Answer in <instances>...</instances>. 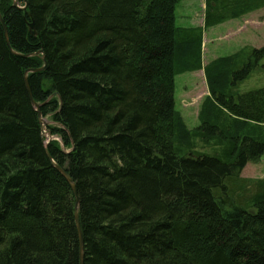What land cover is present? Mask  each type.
<instances>
[{"label": "trees", "instance_id": "16d2710c", "mask_svg": "<svg viewBox=\"0 0 264 264\" xmlns=\"http://www.w3.org/2000/svg\"><path fill=\"white\" fill-rule=\"evenodd\" d=\"M181 1L0 0V264H80L76 196L47 152L77 185L85 264H264V178L242 176L264 156V87L240 90L264 47L203 65ZM206 4L209 28L264 0ZM43 56L28 79L48 145L25 82ZM198 70L189 129L175 79Z\"/></svg>", "mask_w": 264, "mask_h": 264}, {"label": "rangeland", "instance_id": "374dc122", "mask_svg": "<svg viewBox=\"0 0 264 264\" xmlns=\"http://www.w3.org/2000/svg\"><path fill=\"white\" fill-rule=\"evenodd\" d=\"M206 10V0H182L176 10L178 26L203 28V65L241 50L264 47V6L209 28L204 27ZM262 87L264 69L260 67L240 84L241 91ZM207 94L208 85L203 70L176 76L175 106L189 129L199 125L198 114ZM44 121L46 145L52 140L61 142L59 136L48 131V127L54 125L51 117H44ZM197 149L205 151L208 147L200 143ZM242 176L249 179L264 178V156L257 162H249Z\"/></svg>", "mask_w": 264, "mask_h": 264}, {"label": "water", "instance_id": "95a60500", "mask_svg": "<svg viewBox=\"0 0 264 264\" xmlns=\"http://www.w3.org/2000/svg\"><path fill=\"white\" fill-rule=\"evenodd\" d=\"M20 3H21L20 0H14V6H16V7H19L21 9H26V7L28 6V0H23L24 6H21ZM0 21L3 23L4 28H5L6 41H7L8 45L11 46L10 45V38H9V34H8V29H7V26L5 24V21H4V18L2 16L1 12H0ZM29 26L31 28L32 34L36 35L35 23L31 22L29 24ZM40 54L43 55V51L42 50H40L38 52H35V53L25 54V55H23V57L40 55ZM43 59L45 60V65L43 67H41V68H31V69L26 70V72H25V82H26V86H27V89H28V92H29V95H30L31 102L34 105V107L36 108V110L38 111V116H39V120H40L41 128H42V134L44 135L46 122L44 121V117H43L42 111H41V105L42 104H40V103L35 101V99L33 97V94H32V90H31V86H30V83H29V79H28L29 73L45 70V69L48 68L49 65H48V63H47V61H46L44 56H43ZM47 153H48L50 159L52 160L53 164L62 172V174L66 177L68 182L71 184L72 189L74 191V194L76 196L75 220H76L77 230H78L79 238H80V264H85V242H84V236H83V231H82L80 217H79L80 196H79V193H78L77 185L74 182V180L70 177V175L66 172V170L62 169L54 161V159L52 158V156L50 155L49 152H47Z\"/></svg>", "mask_w": 264, "mask_h": 264}, {"label": "crops", "instance_id": "0c3cea01", "mask_svg": "<svg viewBox=\"0 0 264 264\" xmlns=\"http://www.w3.org/2000/svg\"><path fill=\"white\" fill-rule=\"evenodd\" d=\"M247 165H248V164H247ZM247 165H246V166H247ZM245 169H246V167L244 168V170H245ZM244 170H243V171H244Z\"/></svg>", "mask_w": 264, "mask_h": 264}]
</instances>
